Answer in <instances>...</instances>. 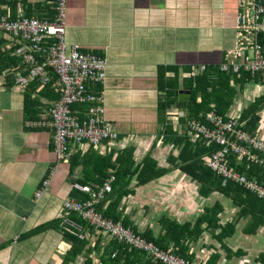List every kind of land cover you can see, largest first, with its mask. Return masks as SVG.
Listing matches in <instances>:
<instances>
[{"label":"crops","instance_id":"1","mask_svg":"<svg viewBox=\"0 0 264 264\" xmlns=\"http://www.w3.org/2000/svg\"><path fill=\"white\" fill-rule=\"evenodd\" d=\"M65 11L66 45L77 44L81 52L105 59L104 83L90 89L103 93L104 117L118 136L98 147L74 145L75 165L58 162L51 132L24 126L28 118L45 117L58 98L53 91L55 78L49 82L55 99L46 96L40 85L33 86L27 97L31 83L23 88L0 83V264H63L70 243L59 226L62 202L82 194L74 185L93 188L104 175L118 177L113 195L127 193L118 211L138 232L149 229L155 236L162 234V219L193 224L206 208L217 205L218 227L202 224V233L187 244L192 263L264 264L260 257L264 254V216L262 222L258 220L263 201H239L235 184L226 192L220 189L223 183L208 191L185 172L186 163L178 158L187 142L211 148L186 126L191 100L188 81L193 84L196 76L188 73L200 67L215 71L234 48L239 0H65ZM160 70L163 79H174L178 104L163 107ZM229 87L232 94L226 99L224 118L236 119L243 130L264 139V74L235 76ZM179 91L189 92V100L180 101ZM211 109L216 111L213 105ZM85 110L72 106L78 117ZM172 112L176 116L170 117ZM208 149L200 157L207 170L208 157L218 150ZM228 161L231 167L236 164L230 157ZM143 163L152 170L143 178L130 176ZM185 167L195 171L193 165ZM48 177L46 191L35 201L36 190ZM256 177L250 175L263 184ZM46 223L54 226L25 236ZM97 237L102 251L110 239L96 231H88L87 247H93ZM86 259L100 264L98 254L86 252L73 264H85Z\"/></svg>","mask_w":264,"mask_h":264},{"label":"built area","instance_id":"2","mask_svg":"<svg viewBox=\"0 0 264 264\" xmlns=\"http://www.w3.org/2000/svg\"><path fill=\"white\" fill-rule=\"evenodd\" d=\"M51 4L54 11L52 19H40L35 14L25 16L20 4L16 6L15 13L8 6L0 4V35L20 45L15 50V56L20 61L12 70L13 85L23 88L37 81L43 87L49 84L52 76L55 78L53 91L58 98L48 108L45 117L27 120L24 126L50 131L56 160L65 162L73 154L74 145L98 147L104 141H114L118 135L104 117L103 93L100 89H90L91 86L103 85L106 78L105 59L81 52L77 44L66 45L65 0H54ZM239 5L240 24L236 29L235 45L218 69L232 77L264 74V1L239 0ZM202 71L204 67L193 69L188 76ZM2 74L0 83H3L6 73ZM73 105H88V108L82 117H78L72 111ZM180 115L177 112V116ZM200 118L188 120L186 126L194 137L218 146V150L206 161L208 169L221 177L223 184L233 183L264 203V185L239 172L240 167L237 166L239 170L231 167L228 161V157L233 156L236 164H243L245 170L252 165L264 170V139L249 134L236 119L224 118L213 109ZM113 181L114 178L110 176L94 188L74 185L79 192L88 194L89 199H66L62 202L61 229L84 240L91 228L129 249L141 251L153 263L194 264L173 252L160 249L130 227L103 216L98 207L110 191ZM48 183L49 177L36 190L35 201L46 191ZM72 214L79 221L73 219Z\"/></svg>","mask_w":264,"mask_h":264},{"label":"trees","instance_id":"3","mask_svg":"<svg viewBox=\"0 0 264 264\" xmlns=\"http://www.w3.org/2000/svg\"><path fill=\"white\" fill-rule=\"evenodd\" d=\"M53 1L54 0H38L34 3L33 2L31 3L29 0H0V3L8 6L11 12H13L17 6L16 4L20 2L22 4L20 8L22 9L23 15L33 16L35 14L40 19L43 18L52 19L54 16V11L53 10L50 11L49 9L46 8L52 7L51 2ZM260 1L263 2L264 0H260ZM46 10L48 11L46 12ZM19 46L20 45L15 40H8L7 37L0 35V76L3 75L2 73H6L5 76L3 77V83L1 84L2 86L13 84L12 70H15V68L19 65V61H20L19 58L15 56V50ZM212 72H215L214 74H216L214 77L211 76L210 74ZM162 73L160 70L158 74V89L160 91L162 90L164 93L163 107H170L173 104H178V102L174 98L176 95L177 85L174 82V79L170 80L167 79L166 77L165 79H163ZM244 75L249 76L248 74H244ZM230 78L233 77L231 75H227L225 73L220 72L217 67L215 71L208 70L205 68L204 71H202L200 74L199 73L196 74V76L193 78V84L191 80H190L191 83L190 81H188L191 100L187 105V107H189V114L186 115L187 121L192 119L200 120L201 115H204L205 113L209 112V110L211 109V105H213V107L216 109L219 115L224 117V111L228 104V100L226 99L232 94V89L229 87ZM30 85L31 87H29L27 91L28 92L27 97L29 96L30 93L29 90H31L33 86H39V83L37 81H34ZM49 87H50L49 84L43 86V88H45V91H47L45 92V94L46 96L51 94V98L55 99L57 96L49 92L50 89ZM27 104L28 102L26 103V105ZM81 106H84L85 109L88 108V105H81ZM25 112L28 113L26 109ZM28 119H35V118H28ZM199 143L200 142H198L197 146L193 145L190 142L185 143L182 146L181 151L178 153V158H180L181 162L186 163V165H193L195 167V171L188 169L187 167H185L186 165L183 167V169L192 178L201 182L203 188H208V191H211L215 189L216 186L218 187L222 183V178L216 176L209 169L207 170L203 167L204 161L201 160L200 157L203 153H206L205 151H207L209 147H206L205 149L204 148L200 149ZM210 147L211 148L208 149V151L211 150L213 152L216 150V147L218 149V146L214 143H210ZM76 156L77 155L73 152V154L68 160L71 161L73 165L76 164V159H77ZM230 159L235 160L233 156H230ZM231 165L232 167L239 170L237 168V164L235 165L231 164ZM250 168L252 169L249 171L245 170L243 165V168H240L239 172H244L246 175L248 174L249 178L250 175L257 176L256 178H258V180L262 181L264 184V173L259 170H256L255 165H252ZM148 169L152 170V168H149L147 166V163H143L141 168L139 170L138 168H136L134 172H131L130 176L135 175L136 179L143 178L145 174L149 171ZM104 176L99 181L100 182L99 184H101L107 178L106 175ZM117 179L118 177L116 176V180H114L113 183L117 184V182H119L117 181ZM148 179H150V177H147L145 180ZM113 183L111 185L110 191L106 193L104 200L100 203L98 207L99 211H102L103 216L111 219L114 222H120L124 227H130L134 232L139 233L147 241L154 243L160 249L164 251L173 252L175 255L183 259L192 261V256L187 252L188 250L187 244L191 242V240H196L199 237V235L202 233V229H201L202 224H205V228H210V229L218 227L217 225L218 219L216 216L219 213L220 209L217 205H214L212 208H206L204 210V213L200 217H198L193 224L191 223L179 224L175 221L162 219L160 220V224L162 226V229L164 230L162 234L155 236L153 235L152 231L149 229L143 232H138L137 230L131 227L130 222L126 218L121 217V213L118 211V207L120 205L121 199L127 193L122 192L121 194L114 196L113 194L115 193L116 188H115V184L113 185ZM232 186H234L233 183H226L220 189L226 192V189L230 190ZM234 187H237L235 198L238 199L239 201L242 202V200H250L251 198L253 200L254 199L259 200L257 197H255L250 193L244 195L242 193L244 191L240 190L238 186L235 185ZM76 196L78 198H72V199H76L80 201H86L89 199V195L85 193ZM107 200L109 201V203L107 206H105V201ZM259 201L262 202L261 200ZM263 216H264V203L260 208V217L258 219L260 220V222H262ZM71 217L79 221V219H77L75 215L72 214ZM80 222L85 224V222L82 220H80ZM53 226H54L53 223H46L31 230L25 236H29L31 234L41 232L46 228ZM59 226H60V220H59ZM88 230H92V229L89 228ZM62 234L64 236V239L70 243V250L64 256L63 264H73L77 256L81 255L84 252L91 255L98 254L100 264H150V261L146 258V255L144 253L136 249H129L123 243L120 244L114 240H110L103 247L101 251L98 246V244L100 243V237H97L95 241V245L93 247L91 246L87 247L88 245L87 239L80 240L75 235L65 231H62ZM260 257L264 258V254L261 255ZM85 264H92V263L90 260L86 259ZM156 264H161V263L156 262ZM209 264H213V262H210Z\"/></svg>","mask_w":264,"mask_h":264},{"label":"water","instance_id":"4","mask_svg":"<svg viewBox=\"0 0 264 264\" xmlns=\"http://www.w3.org/2000/svg\"><path fill=\"white\" fill-rule=\"evenodd\" d=\"M240 22V21H239ZM178 99L180 101H188L189 92L179 91L177 92Z\"/></svg>","mask_w":264,"mask_h":264},{"label":"rangeland","instance_id":"5","mask_svg":"<svg viewBox=\"0 0 264 264\" xmlns=\"http://www.w3.org/2000/svg\"><path fill=\"white\" fill-rule=\"evenodd\" d=\"M171 114H172V115H170V117H174V116H176V112H172Z\"/></svg>","mask_w":264,"mask_h":264}]
</instances>
